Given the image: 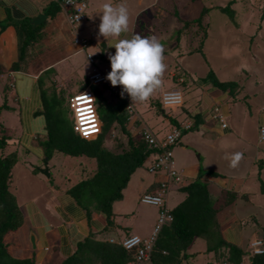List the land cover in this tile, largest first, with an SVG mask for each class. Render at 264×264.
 <instances>
[{
    "label": "crops",
    "instance_id": "crops-1",
    "mask_svg": "<svg viewBox=\"0 0 264 264\" xmlns=\"http://www.w3.org/2000/svg\"><path fill=\"white\" fill-rule=\"evenodd\" d=\"M55 1L0 0V66L3 70L0 77L3 76L2 79L13 85L8 92L10 91L12 99H14L11 106L16 105L23 116L25 128V131L22 132L23 139L26 134L28 143L36 144L34 146L30 145L31 148H25L41 160L43 165H40V168L48 167L50 176L45 179L52 180L54 176H63L67 181L72 180V183H59L63 186V188H60L63 193L56 199L58 201L51 199L54 208L48 211L47 215L41 216L43 224L35 227L29 226L23 213L24 222L21 227L17 231L9 232L4 238L9 254L17 259L19 257H22L21 259L34 258L35 264H63L67 258L75 253L79 244L86 239L99 242H109L110 239H114L119 242L131 235L148 238L152 235L157 223L158 211L153 217L148 214L144 216V213L136 215L132 211L123 212L132 207L133 200L131 197L135 194L136 186L131 182L135 178L139 179V181H136L139 184V198L146 193L157 191L159 183L168 180L170 190L167 203L172 215L173 209L188 198V192L185 191L187 187L196 181L205 184L206 193L209 195L207 201H211L216 210L214 229L203 238L196 237L187 250L186 259L185 253L182 252L184 257L183 260L180 257L179 264H220L224 261L228 262V257L231 255V246H236L244 252L248 251L251 242L264 237L261 236V232L259 236H256L257 228L250 226L247 222V219L252 220L254 218L255 222L258 223L261 218L251 216L258 214V212L260 214L264 213V193L261 188V181L264 182V141H261L259 136V130L264 126V69L259 67L264 66V62L255 63L253 71H249L251 59L260 54V52H257V47L259 48L261 43V45H264V22L254 20L253 15H251L255 11L253 6L257 7V0H235L231 4V7H247V14H244L240 9L242 17L236 26L239 32L243 33L244 38L253 29L254 24H256L254 29L259 30L250 34V36H254L255 50H252L251 43H246V47L239 44L238 53L234 59L229 60V68L224 64L218 66L221 76H217V70L214 66L210 67L208 63H205V67H198L200 70L199 77L197 79L193 78L188 75L191 74V71L190 73L183 71L186 68L182 66L178 58L180 55L170 57L171 60L166 64L167 70L163 76L162 88L164 89L161 92L158 90L149 101L151 100L150 106L156 101H158V104L161 101L162 94L166 91H179L183 94L184 100L180 107H172L173 109L170 111L164 110L162 106L159 107V110H162L158 114H161L162 118L155 126L158 133H155V135L161 139L176 127L190 125L189 129L182 131L180 139L173 146L174 148L172 147L176 169L183 178V184L176 185L165 172H150L149 166L155 157V155H152L145 167L138 169L139 171L145 169L146 173L134 177L137 170L122 191V200L114 203L112 222H109L107 217L97 209L85 208L76 204L67 193L69 189L95 174L97 167L95 159L87 157L72 158L61 153L47 160L46 154L40 145V141L46 139L47 132L46 118L42 113L44 111V94L39 79L46 71L49 72L59 64L68 61L72 65L68 72L70 81H65L64 77L60 79L58 73L51 77L52 81H49L58 90L64 87V84L74 88L83 85L85 88L89 72L85 71L80 62L84 61L90 64L86 58L87 54L94 57L95 64L98 59V61L110 65L109 56L115 54V48L111 47L113 39L109 38L106 41L103 37L98 36L101 23L100 15H102L105 3L113 5L124 3L128 9L129 30L121 38L130 39L133 35L139 34L142 37L169 40L172 36L177 35L175 42L168 49V55L179 50L181 43L190 44V39H194V42L198 45L192 49L189 48L187 54L195 56L198 53L197 51L201 50L199 43L205 38L203 25L210 22L211 8L215 6L217 10L223 12L222 9L229 5V1L91 0L86 9V21L77 27L70 24L68 10L61 7L62 10L60 11L63 13L61 15L59 14L60 11L57 12L53 8L55 6L53 2L55 3ZM211 1H215V4H212ZM50 8L54 9L56 13L47 14V9ZM39 15H46L45 23L48 20L54 24L56 23L55 26H59L60 36L53 38L52 42L57 43L58 51L63 50V52H59L58 57L55 55L53 59L56 60L47 59L48 57L41 59L39 57V62L33 65L31 56L34 57L39 54V56L45 58V52L40 54L37 47L32 48L34 46L30 45L27 48L24 47L25 44L21 39L19 25L28 21L32 24V27H39L40 32L44 29L42 25L45 23L39 25H33L32 23L33 19ZM199 29L201 30L200 34ZM76 38L86 39L87 47L81 48L75 42ZM44 44H48L52 48L50 42L47 41ZM78 55H83L82 59H78L80 61L76 59ZM175 58H177L176 61ZM262 59L264 58L262 57ZM194 65L191 64L190 66ZM14 66L16 67L14 68ZM110 71L111 66L108 69V74ZM210 73H213L215 80L220 83L237 82L238 87L232 92L225 90L215 85L214 81L207 79ZM104 75L107 77L105 73ZM72 76H77L80 79L74 81L76 86L71 85L73 83ZM234 76H236V80ZM188 77L190 79L187 81L186 78ZM228 77H232L231 80L223 81ZM108 83L111 85L110 81ZM104 88L103 97L106 99L122 98L126 103L132 104L125 95L114 96L109 91L108 85H105ZM115 88L121 94L120 89L122 88L120 86ZM245 99H248V102L244 101ZM215 108H220L221 115L227 124L226 128H223L219 120L213 116ZM127 128L134 137H141L143 129H149L154 133L142 121L140 116H130ZM109 147V150L116 153L114 149ZM236 152L243 153V159L238 167L232 168L230 167V161L225 157ZM59 156L63 157V165L55 163V159H58ZM66 159L76 160L70 165ZM59 166H63V174L55 175V171ZM18 167L19 162L13 171L17 172ZM65 169H67V176L64 174ZM75 170L78 172V182H75L76 179L73 176ZM39 177H35V179L47 183V180L44 179L43 181ZM70 185L73 186L69 187ZM11 192L16 193V191ZM48 192L51 197H54L52 189ZM33 199H31L32 214H40L38 205L33 202ZM126 201L131 204L124 205ZM46 202L49 201H43L42 203ZM19 206L21 207L22 204H19ZM239 211H242L244 215L239 216ZM236 220L241 222L240 226ZM260 225V227H264V224ZM32 234L36 237L35 248L30 243ZM209 245L212 247L217 246L218 250L209 252Z\"/></svg>",
    "mask_w": 264,
    "mask_h": 264
},
{
    "label": "trees",
    "instance_id": "trees-1",
    "mask_svg": "<svg viewBox=\"0 0 264 264\" xmlns=\"http://www.w3.org/2000/svg\"><path fill=\"white\" fill-rule=\"evenodd\" d=\"M62 1L53 2L55 4L53 8L56 11L61 10ZM228 8L222 10L227 11ZM54 9H47V14L54 13ZM227 12L232 15L231 10ZM29 24L28 21H25L19 25L20 28L22 27L21 39L24 41L25 48L29 42L37 40L39 34V27L34 28L32 24ZM2 73L3 70L0 66V74ZM207 79L231 92L236 87L235 82L220 83L215 80L213 73H210ZM58 92V88L54 89L53 93L55 94L48 100L43 95L44 111L42 113L46 118L48 138L41 140L40 145L47 160L61 153L72 158L87 157L96 160L95 174L69 189L67 193L76 204L85 208L97 209L107 217L109 222H112L114 203L122 200V191L128 185L131 176L139 168L145 167L149 158L156 151L146 144L141 137H134L130 133L127 125L131 115L124 99L117 98L116 102L107 100L111 105L113 120L107 124L101 118L104 122L102 134L97 139L88 141L77 135L73 129V124L62 117L61 100ZM94 92L96 96L100 93L96 87ZM112 129L117 131L116 137L120 140L117 144L114 143L112 147L116 153L105 146L106 139ZM4 148H6V138L0 140V150ZM18 162L16 152L5 155L3 151L0 154V264H35L33 259H17L11 256L7 244L4 242L5 236L9 232L17 231L24 222L23 212L18 205L17 198L11 192L12 173ZM261 182L264 193V182ZM185 191L188 192V198L173 209L174 221L169 226L164 227L157 242L154 251L155 264H179L182 252L185 253V259L187 258V250L193 240L196 237H205L208 232H212L214 229L216 210L213 203L207 201L209 195L206 193L205 184L196 181ZM258 240H262L264 247V237ZM217 250V246L209 245V252ZM230 251L229 264H240L242 257L249 252V250L244 252L236 246H231ZM132 260V253L126 251L120 244L99 243V241L86 239L79 244L75 253L67 258L63 264H127ZM253 264H264V253L256 255L253 258Z\"/></svg>",
    "mask_w": 264,
    "mask_h": 264
},
{
    "label": "rangeland",
    "instance_id": "rangeland-1",
    "mask_svg": "<svg viewBox=\"0 0 264 264\" xmlns=\"http://www.w3.org/2000/svg\"><path fill=\"white\" fill-rule=\"evenodd\" d=\"M228 1H229L228 6L230 8H228L227 11L231 10L232 15L227 11L222 12V11L217 10L215 6H213L211 8V13L209 16L210 22H208L207 25H203L205 38L202 39V41L199 43L201 46V50L197 51L198 53L195 56H193V54L191 56L189 54H187V52L190 50L189 48L192 49L198 45L194 42V39L193 40L190 39V42H189L190 44L181 43V45L179 46L180 49L176 50L174 53L169 54V55H168V53H169L168 49L171 48V45L175 42V40H176L175 38L177 35L172 36L169 40H163L162 38L159 39V41L163 44L165 52H166V54H164V56H165L164 62L167 64L171 60L170 59L171 56L175 57L177 55H180L178 58L181 61L182 66L184 68H186V70H183V71L188 72V73H190V71H191V74H188V75L192 76L193 78L197 79L199 77L198 73L200 72V70L198 69V67H200V66L205 67V63H208L210 65V67L214 66L215 70H217V76L218 75L221 76L220 72L218 71V66H221L222 64H224L225 66H227L229 68V60L234 59V57L238 53L239 44L243 47H246V43H251L252 44V50H255L254 36L253 35L250 36V34H252L253 32L255 33V32H257V30H259V29H254L256 24H254V26L252 27L253 29L251 31H249L250 33H247V37H245V38L243 36V33L239 32V29L236 28V26L239 24V21L242 17V13H241L240 9L244 12V14H247V11H246L247 7H241V8H239L240 6H232L231 7V4L233 2H235V0L234 1L228 0ZM211 3L215 4V1H211ZM262 5H264V0H257V7L253 6V8L255 10L254 11L255 14L251 13V15H253V17H254V20H257L259 22L261 21V23L264 22V6H262ZM228 6H226L225 8L227 9ZM59 14L62 15L63 13L60 11ZM41 20H43V19H41ZM55 25H56V23L54 24L50 21L46 22L45 24L42 25L44 29H42L38 34L37 40L38 39H41V40H38L37 42H34V41L29 42L28 46L29 45L34 46L32 48L37 47V50H40V54L45 52V58L43 56H39V54H36L35 56L33 55L34 57L31 56V58H32L31 62L33 63V65H34V63L39 62V60H38L39 57L41 59L42 58L46 59L48 57L47 59L56 60V59H53L55 57V55H56V57H58L59 52H63V50L58 51L57 43L52 42L53 38H55L56 36H60V28L58 25L57 26H55ZM198 31L200 34L201 30L199 29ZM239 34L242 35L243 38ZM202 37H203V35H202ZM180 40H181V38H180ZM47 41L51 43L52 48H50V46H48V44H44ZM261 44L259 45V48L257 47V49H258L257 52L258 53L260 52V54L257 55L254 59L252 58L250 61L249 71H253V67H255L254 66L255 63L261 62V61L264 62V59H262V57L264 58V53H263L264 52V45H261ZM187 46H188V48H186ZM249 50H251V49L249 48ZM31 52H30V54H31ZM220 53H221V55H220ZM82 58H83V55H78L76 59L78 60V59H82ZM176 59L177 58H175L174 60L176 61ZM203 59H205V60H203ZM78 61H80V60H78ZM245 63H246V61H245ZM80 64L83 65V68H85L86 72H89L87 74V76L90 74V72L93 71L94 68H97L102 73H105L106 75H108V69L111 66V64L109 65L108 63L106 64V62H100V61H98V59H97V63L95 64V66L90 65L84 61H81ZM191 64H195V65L191 67L190 66ZM70 66H72V65H70V62L65 61V62L59 64L58 66H56L54 68L55 70H51V72L46 71L45 73H43V76H41V78H40V83H41L42 92L45 95V98L47 100L50 99L53 94H55V93H53L55 86L53 84H51V81H52L51 77L58 73L60 79L64 77L65 81L69 82L70 79L68 77V72L70 70L69 69ZM259 68L264 69V66L259 67ZM65 74H67V75H65ZM2 78H3V76L0 77V87H1V89H0V140L3 138L4 139L6 138V148H4L3 150H0V154L3 151L5 152V155L11 154L13 152L17 153V159L19 161V167H18L19 170H17V172L13 171V173H12L11 191H16V193L14 195L17 198H19L18 203L22 204V206L20 208L23 211L24 216L26 217V221H27L28 225L31 227H35L39 224H43L41 216L47 215L48 211H50L54 208V206L51 204V199L54 201H58L56 199L63 193V191L60 189V188H63V186H61L59 183H65V184L66 183H72L71 182L72 180L67 181L63 176H54V178L52 180L49 179L51 181V183H50L49 180L45 179L48 177H47V175H45V174L43 175L41 173V169H46V168L45 167H42V168L39 167L40 165H43L41 160L38 159L37 157H35V155L31 151H29L25 148V147L31 148L30 145L34 146L36 144L35 143L29 144L27 139H26V134H25V138L23 139L22 132L25 131L24 124H23V116L21 114L20 109H18L16 107V105L11 106V104L14 103L13 102L14 99H12V95H11L10 91L8 92V90H10V88H12L13 85L10 82H6L5 79H2ZM72 78H73V83H71V85L76 86L74 81L80 80V79H78L77 76H72ZM231 78L232 77H228V78L224 79L223 81L231 80ZM189 79H190L189 77L186 78L187 81ZM234 79L236 80V76H234ZM49 80H51V81H49ZM263 81H264V79H263ZM235 85H236V87H238L237 82H235ZM263 85H264V83H263ZM82 86L74 88V87L69 86L68 84H64V87H62L63 89L59 88L58 94H59V96H60L59 98L61 100V106H60L61 110H62L61 115H62V117L67 119L69 121V123H72L73 118H74L73 111L69 107V99L72 95H74L78 91L82 90L84 88V86L83 87ZM81 87H82V89H80ZM236 87H234V89ZM239 87H240V85H239ZM3 88H4V90H3ZM162 89H164V88H161L160 92L162 91ZM92 90L94 91V88ZM120 90L122 92V89H120ZM98 91L100 93H98L99 95H97V98H98L97 103H96L97 111H98L100 118L104 119L105 122L107 124H109L113 120L111 105L107 102L106 98L103 97V94H104L103 91H100V89ZM124 95L128 98V100L131 101V98L126 93ZM244 101L248 102V99H245ZM150 102H151V100L150 101L148 100L144 103L134 104L133 106L135 109V113H132L131 115L132 116H138V117L140 116L142 121L145 122L150 127V129H152L154 131L153 134L155 135V133H157L155 126L157 125V122H160V119L162 118V115L158 114L159 111L162 110L161 108H160L161 110H159V107L162 106V108L164 110H167V111H170L173 108L164 107L162 105L161 101L158 104H157L158 101H156L152 106H150ZM5 105H6V108H5ZM177 107H180V106H177ZM156 118H157V120H156ZM116 133H117V131L115 129H112L110 131V134H109V136L105 142V146L107 148H108V146H110L109 148H112L114 143L117 144L120 141L119 138L116 137V135H117ZM170 133H171V131H170ZM156 137H158V136H156ZM46 138H48V136H46ZM164 138H161V139H164ZM108 143H110V144L107 145ZM75 160L76 159H66L67 163H69L70 165H72ZM55 163L58 165H60V164L63 165V157L59 156L58 159H55ZM67 169H65V171H64V174H66V176L68 175ZM56 170L57 171H55V175L63 174V166L57 167ZM145 173H146L145 169H142L141 171L138 170L134 177H138L141 174H145ZM73 176L76 179L75 182H78L77 178L79 176H78V172L76 170L73 172ZM35 177H39V179H42L43 181L45 179V180H47V183L46 182L42 183L41 181H37L35 179ZM136 181H139V179L135 178L131 182V183H133V185L136 186V189L134 191L135 194L133 197H131V199L133 200V204H131L128 201H126L124 203V205L126 204L127 206H128V204H131L132 207L127 208L123 212H131L132 211V212L136 213V215H138L140 213H144L143 214L144 216L148 214L151 217H153L156 215L155 213L158 211V216H159V208L149 206V205H145V204L141 203V201H140L141 198H139V193H138L139 184ZM71 186H73V185H70L69 187H71ZM51 189H52V193L54 194V197H51L49 192H48V190L50 191ZM32 198H34L33 202L36 205H38L40 214H35V215L32 214V212H33V209H31V199ZM43 201H49V202H46L43 204L42 203ZM41 204H42V206H41ZM120 205L118 206V208L120 207ZM224 215H225V213H224ZM243 215H244V213L242 211H239V216H243ZM263 216H264V213L260 214L259 212H258V214L251 216V217H258V219L261 218V221H259L258 223L255 222L254 218H252V220L247 219V222L250 224V226L257 228L258 232H257L256 236H259L260 234H262L261 236L263 237V235H264L263 234L264 230L262 227H260L261 226L260 224H264V217ZM236 221H237V224L240 226L241 222L239 220H236ZM233 222L235 223V220ZM16 256L19 257L18 255H16ZM21 258L22 257H19L18 259H21Z\"/></svg>",
    "mask_w": 264,
    "mask_h": 264
},
{
    "label": "built area",
    "instance_id": "built-area-1",
    "mask_svg": "<svg viewBox=\"0 0 264 264\" xmlns=\"http://www.w3.org/2000/svg\"><path fill=\"white\" fill-rule=\"evenodd\" d=\"M91 0H63L61 6L70 10L69 20L70 24L74 27L86 21V9ZM75 42L81 48L87 47V41L76 38ZM87 61L90 64L95 63L94 57L87 54ZM90 85L99 87L100 90L105 92L104 85H108V89L112 94H118V90L110 85L105 76L101 74L96 68L89 77ZM91 88V87H90ZM87 88L84 91L72 96L70 98V109L73 111L74 122L73 128L76 134L86 140L96 139L104 128V123L100 120L97 107L96 96L93 91ZM183 95L179 91H166L162 94L161 102L164 107H177L183 104ZM128 109L133 111V107L129 104ZM223 128L227 127L223 116L221 115L220 108L214 109L213 115ZM87 117V118H86ZM190 125L185 127H176L169 133L165 139L157 138L149 129H143L141 138L150 147L155 149L156 153L152 163L149 166L150 172L159 173L165 172L168 178L176 185L183 184V178L176 169L175 160L173 157L172 147L178 142L184 129H189ZM260 140L264 141V126L259 130ZM170 190L169 181H162L158 185L157 191L144 194L140 201L142 204L154 206L159 208V216L157 223L154 227L152 235L148 238H142L139 235H131L121 241L110 239V243L120 244L126 251L131 252L133 260L128 264H155L154 251L157 242L160 238L161 232L165 226H168L173 221V215L168 207V194ZM260 243L254 244L251 242L249 245V252L242 257L241 264H253V258L256 255L264 253L262 240H255ZM220 264H229L227 261Z\"/></svg>",
    "mask_w": 264,
    "mask_h": 264
},
{
    "label": "clouds",
    "instance_id": "clouds-1",
    "mask_svg": "<svg viewBox=\"0 0 264 264\" xmlns=\"http://www.w3.org/2000/svg\"><path fill=\"white\" fill-rule=\"evenodd\" d=\"M100 20L101 23L99 25L98 36L103 37L106 41L112 38L113 44L111 47L115 48V54L109 56L111 71L105 78L110 81L113 87L120 86L122 88L121 94L118 92V94H114V96L119 97L126 93L131 98L132 104L129 102L127 103V110L131 114L135 113V109L132 105L148 101L163 86V76L167 70V65L164 62V46L156 37H142L136 34L130 39L121 38L122 35L126 34L129 30V13L124 3L115 5L105 3L103 5L102 15H100ZM92 73L93 71L88 75V82L86 81V87L82 91L90 87L91 90L95 88V86L90 85L89 77ZM101 74L105 76L104 73L101 72ZM96 88L99 90V87L96 86ZM93 93L95 94L94 91ZM106 100L109 102H116L117 98H114V100ZM129 104L133 107V111L128 109ZM100 120L102 121L101 118ZM73 122L74 118L72 124ZM225 158L230 161V167L236 168L243 159V153L236 152ZM253 243L258 244L260 242L253 241Z\"/></svg>",
    "mask_w": 264,
    "mask_h": 264
},
{
    "label": "water",
    "instance_id": "water-1",
    "mask_svg": "<svg viewBox=\"0 0 264 264\" xmlns=\"http://www.w3.org/2000/svg\"><path fill=\"white\" fill-rule=\"evenodd\" d=\"M43 19V20H41ZM46 19V15H39L38 17H36L35 19H33L32 23L33 25H39L41 23L44 22V20ZM46 169H41V173L44 175H47V177H49V169L47 166H45ZM30 243L31 245L33 246V248H35L36 246V237L35 235H31V238H30ZM183 257H184V254L182 253L181 254V260H183Z\"/></svg>",
    "mask_w": 264,
    "mask_h": 264
},
{
    "label": "bare ground",
    "instance_id": "bare-ground-1",
    "mask_svg": "<svg viewBox=\"0 0 264 264\" xmlns=\"http://www.w3.org/2000/svg\"><path fill=\"white\" fill-rule=\"evenodd\" d=\"M92 4V3H91ZM57 12H59V11H57ZM56 13V12H55ZM54 14V13H53ZM48 21V20H47ZM46 21V22H47ZM21 22V21H20ZM3 23V22H2ZM16 23V22H15ZM45 23V22H44ZM43 24V23H42ZM30 25V24H29ZM2 27V26H1ZM18 28V27H17ZM22 28V27H21ZM18 33V32H17ZM99 57V56H98ZM52 70H55V69H52ZM50 72H51V70H50ZM49 74V73H48ZM50 77V76H49ZM40 80V79H39ZM43 80V79H42ZM41 80V81H42ZM41 84V83H40ZM63 89V88H62ZM21 118V117H20ZM20 120V119H19ZM5 121V120H4ZM43 137V136H42ZM102 230V229H101ZM126 236V235H125ZM81 242V241H80ZM100 243V242H99ZM102 244V243H101ZM34 259V258H33Z\"/></svg>",
    "mask_w": 264,
    "mask_h": 264
},
{
    "label": "snow or ice",
    "instance_id": "snow-or-ice-1",
    "mask_svg": "<svg viewBox=\"0 0 264 264\" xmlns=\"http://www.w3.org/2000/svg\"><path fill=\"white\" fill-rule=\"evenodd\" d=\"M87 118V117H86Z\"/></svg>",
    "mask_w": 264,
    "mask_h": 264
}]
</instances>
